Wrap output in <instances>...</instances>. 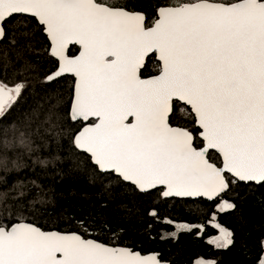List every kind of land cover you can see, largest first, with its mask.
<instances>
[{"label": "snow or ice", "instance_id": "1", "mask_svg": "<svg viewBox=\"0 0 264 264\" xmlns=\"http://www.w3.org/2000/svg\"><path fill=\"white\" fill-rule=\"evenodd\" d=\"M18 16L35 20L61 62L46 80L64 72L77 78L69 118L95 120L73 134L72 145L89 154L98 176H114L137 202L164 186L161 197L207 209L208 224L218 231L210 245L234 246L235 231L219 215L237 209L242 184L264 187V0H155L150 26L130 0H0V42L17 43L9 25ZM70 44L80 46L78 56L67 54ZM150 53L162 62L159 74L142 79ZM24 89L23 82L0 81V170L6 172L27 167L24 156L41 167L60 161L58 155L38 154L39 129L32 130L38 110L19 123L4 122ZM179 102L195 113L203 146L194 145L191 131L171 126L170 113ZM51 118L44 121L51 125L45 132L59 138L62 130L53 133L59 125ZM40 139L47 148L49 142ZM209 149L220 153L222 166L210 162ZM22 188L18 183L0 191V264H166L157 255L143 257L19 220L7 201L11 191L17 192L12 200L24 197ZM158 209L152 204L145 211L157 219ZM256 264H264V241Z\"/></svg>", "mask_w": 264, "mask_h": 264}, {"label": "trees", "instance_id": "2", "mask_svg": "<svg viewBox=\"0 0 264 264\" xmlns=\"http://www.w3.org/2000/svg\"><path fill=\"white\" fill-rule=\"evenodd\" d=\"M235 1L218 0L225 3ZM130 4L146 14V22L150 25L155 0H130ZM9 28L16 30L17 43L9 44L7 39L0 42V81L9 85L23 82L25 89L19 102L3 118L4 122L19 123L31 116L33 110H38L39 118H33L32 124L33 131L39 129V136H34L35 142L41 145L38 154L60 157L55 166L41 167L33 164L32 157L24 156L27 167L7 172L0 170V191H9L18 183L23 185L21 190L26 195L12 200L11 196L17 192L11 191L7 201L14 205V214L20 213L19 220L42 231L72 232L109 246L126 247L139 254L156 253L167 264H195L199 259L213 260L215 264H256L261 241H264V187L242 184L243 200L237 202V209L219 215L220 223L235 231V245L224 249H216L208 243L217 230L208 224L207 209L183 198H163L159 195L161 188L153 190L152 197L138 202L125 195L114 176H98L89 158L73 147V134L82 124L71 122L67 114L72 78L60 76L53 82L46 80L55 70L56 62L48 55V44L40 27L32 18L18 16ZM24 32L29 33L27 38L22 35ZM75 50L71 46L67 54L71 56ZM144 64L141 77L157 69L152 57H147ZM58 101L63 103L57 105ZM49 114L51 123L59 125L52 130L53 133L62 130L59 138L45 132L51 126L44 123ZM57 115L63 119L57 120ZM169 122L171 126L191 131L194 145L201 146L187 108L180 104L175 106ZM40 137L49 142L47 148L43 147ZM208 155L210 162L218 165L217 156L212 152ZM152 204L159 206L157 219L146 214L145 210ZM104 222L107 226H102ZM178 224L190 228L177 232L178 238L173 239L168 234ZM200 225L204 227L201 229Z\"/></svg>", "mask_w": 264, "mask_h": 264}, {"label": "water", "instance_id": "3", "mask_svg": "<svg viewBox=\"0 0 264 264\" xmlns=\"http://www.w3.org/2000/svg\"><path fill=\"white\" fill-rule=\"evenodd\" d=\"M235 2H236V1H235ZM27 17H30V16H27ZM30 18H31V17H30ZM32 19H33V18H32ZM33 20H34V19H33ZM34 21H35V20H34ZM152 22H153V20H152ZM152 22H151V23H152ZM150 25H151V24H150ZM150 25H149V26H150ZM41 33H42L43 36L45 37V39H46V41H47V44H48V49H47V51H48V55H49V56H50V57L56 62L55 70L51 73V75L55 77L56 72H58V71L60 70V63H61V62L59 61L58 57L53 56L52 53H51V41H50V38L47 37V35H46L45 32L41 31ZM71 46H73V47L76 48V52H75L73 55H71V56H78V55H79V52H80V46H79L78 44H70V45L68 46V48L71 47ZM67 50H68V49H67ZM150 54L153 55L154 60L158 63V68H159L162 62L159 61L158 54H153V53H150ZM150 54H149V55H150ZM158 74H159V70H158V73H157L156 75H158ZM60 76H69V77L72 78L71 97H70L69 106H68V111H67L68 118H69V116H70V108H71L72 99H73V97H74V89H75V84H76L77 78L75 77V75H74L73 73H70V72H64V73H61ZM60 76H59V77H60ZM154 76H155V75H154ZM56 78H58V77H56ZM148 78H151V77H148ZM148 78H142V79H148ZM179 104L182 105V106H184L185 108H187L188 111H189V113L192 115V118H193V126L197 129L196 137H197V139L201 142V146H203V143H202V137L200 136V131H201V130L199 129V125H198V123L196 122L195 113L191 110V106H189V105H185L184 102H179ZM128 119H129V121H134V118H133V117H129ZM69 120H70L71 122L79 121V122L82 124L81 127L77 130V132H78V131L82 130L83 127H85V126H87L88 124H90L91 122H93V121L95 120V118H89L88 121H84V120H82V119L72 120V119H70V118H69ZM173 127H176V126H173ZM77 132H76V133H77ZM201 146H200V147H201ZM208 152H212V153H214V154L217 156V158H218V165H217V166H222L223 158H222V156L220 155V153L217 152L215 149H209ZM83 154H84V153H83ZM85 155H86L87 157L89 156V154H85ZM89 161H90V160H89ZM90 163H91V162H90ZM91 164H92V163H91ZM92 165H93V164H92ZM157 188H161V189H163L164 186H162V185H158ZM177 198H178V197H177ZM183 199H184V198H183ZM45 232H51V231H45ZM59 233H60V232H59ZM62 234H75V233L69 232V233H62ZM116 247H118V246H116ZM125 248H126V247H125ZM135 252H136V251H135ZM58 255H59V254H58ZM140 255L143 256V257H148L149 255H157V254H156V253H146V254H140ZM166 264H167V263H166Z\"/></svg>", "mask_w": 264, "mask_h": 264}, {"label": "flooded vegetation", "instance_id": "4", "mask_svg": "<svg viewBox=\"0 0 264 264\" xmlns=\"http://www.w3.org/2000/svg\"><path fill=\"white\" fill-rule=\"evenodd\" d=\"M27 17V16H26ZM76 49V48H75ZM75 52H76V50H75ZM74 52V53H75ZM73 55V54H72ZM147 57H152V59L154 60V57H153V55L152 54H150V55H148ZM146 57V58H147ZM145 58V59H146ZM155 61V60H154ZM145 62V61H144ZM156 62V61H155ZM156 64H157V69L155 70V72L154 73H152V74H150V75H148V76H146V77H141V78H148V77H152V76H154V75H156L157 73H158V70H159V68H158V63L156 62ZM218 235V231H216V233H214V235H212L210 238H209V240L210 239H213V238H215L216 236ZM197 261V260H196ZM195 261V262H196Z\"/></svg>", "mask_w": 264, "mask_h": 264}, {"label": "rangeland", "instance_id": "5", "mask_svg": "<svg viewBox=\"0 0 264 264\" xmlns=\"http://www.w3.org/2000/svg\"><path fill=\"white\" fill-rule=\"evenodd\" d=\"M190 227L188 226L187 228H185V229H178L177 227H176V225H175V229H174V231L171 233V234H168V236L169 237H172V234H176L177 232H181V231H187L188 229H189ZM214 246V245H213ZM215 247V246H214Z\"/></svg>", "mask_w": 264, "mask_h": 264}]
</instances>
